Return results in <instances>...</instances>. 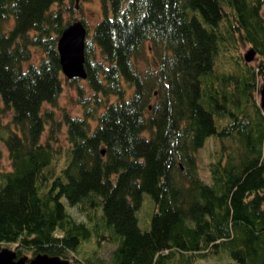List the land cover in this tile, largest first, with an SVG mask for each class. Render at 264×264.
<instances>
[{
    "label": "trees",
    "instance_id": "trees-1",
    "mask_svg": "<svg viewBox=\"0 0 264 264\" xmlns=\"http://www.w3.org/2000/svg\"><path fill=\"white\" fill-rule=\"evenodd\" d=\"M80 1L0 0L13 125L0 133V245L71 259L94 234L113 248L92 264H264V0H99L85 77H65L57 39ZM64 85L80 114L59 106Z\"/></svg>",
    "mask_w": 264,
    "mask_h": 264
},
{
    "label": "rangeland",
    "instance_id": "rangeland-1",
    "mask_svg": "<svg viewBox=\"0 0 264 264\" xmlns=\"http://www.w3.org/2000/svg\"><path fill=\"white\" fill-rule=\"evenodd\" d=\"M68 13H66L67 15ZM70 16H73V18L80 19L82 18L86 24V33L90 34L92 31L93 24L97 21V19L101 15V9H100V1L99 0H82L79 2L74 7V10L72 13H70ZM65 15V16H66ZM238 48L236 49L237 51L233 52H238L240 51L242 55L249 49V44H241L238 43ZM40 52L37 51L34 53V56L32 59L34 61H37L39 59V54ZM150 54L147 55V57ZM234 56V54H233ZM262 78H258V86L261 84ZM85 84V83H84ZM75 98V91L68 87L67 85L63 86V90L58 98V104L61 108H67L71 113L73 114H80L81 113V107L79 105H76L74 99ZM256 99L258 102L260 101V94L259 90L257 92ZM60 112H57V116L59 117ZM10 118H11V110L4 109L3 103L0 99V133L3 135L6 133L7 126L12 128L13 125L10 123ZM64 133V128H62V133H61V142L63 145L66 144V141L64 139V136L62 135ZM45 137V131L42 134L41 139L43 140ZM217 146V142L212 139V137H207L204 141V144L202 147H200L197 151V156H196V162H197V170L199 175L204 179L208 180L209 179V171H208V162L211 158V151L212 148ZM0 149L2 151V167L3 169H8L10 168V163L8 159V154L6 151V148L3 144V142L0 140ZM147 197L146 194H144L143 197ZM151 204H141L139 210H138V215L141 218H147V225L149 222V211H150ZM264 207V204H263ZM68 210L78 219H86V213L83 211H80L76 206H68ZM99 213V212H98ZM97 213V214H98ZM98 223L101 224V221L98 220ZM98 238V241H96ZM92 234L91 237L87 240L82 241L79 246L77 247L76 251L70 252V255H72V258L69 259L71 264H92V261L96 262L98 258H104V259H109L111 249L113 248V243L110 241H107L101 237H97ZM0 246H7L10 248H14L13 244H1ZM26 255L31 256L30 253H26ZM79 262H77V261ZM198 264H231L229 263V259L226 255L224 254H219V255H213L210 254L204 259L200 260ZM235 264V263H234Z\"/></svg>",
    "mask_w": 264,
    "mask_h": 264
},
{
    "label": "water",
    "instance_id": "water-1",
    "mask_svg": "<svg viewBox=\"0 0 264 264\" xmlns=\"http://www.w3.org/2000/svg\"><path fill=\"white\" fill-rule=\"evenodd\" d=\"M86 27L81 19H74L61 31L57 39V50L61 71L66 77H85L84 38ZM253 49L244 53V59L250 60ZM260 106L264 109V78L259 85ZM0 264H71L69 259L58 255L37 253L32 256L18 255L14 248L0 246Z\"/></svg>",
    "mask_w": 264,
    "mask_h": 264
}]
</instances>
